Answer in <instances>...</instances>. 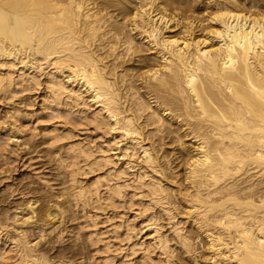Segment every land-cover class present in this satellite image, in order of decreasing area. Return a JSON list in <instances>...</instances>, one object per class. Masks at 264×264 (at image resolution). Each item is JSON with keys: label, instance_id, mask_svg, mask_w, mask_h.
Listing matches in <instances>:
<instances>
[{"label": "bare ground", "instance_id": "1", "mask_svg": "<svg viewBox=\"0 0 264 264\" xmlns=\"http://www.w3.org/2000/svg\"><path fill=\"white\" fill-rule=\"evenodd\" d=\"M97 1L0 0V97H43L53 123L34 130L63 175L58 195L81 215L76 238L92 249L81 263L181 264L179 249L189 264H264V11L209 0L204 25L176 0ZM149 49L137 88L116 62ZM165 132L186 152L188 189L174 188L152 141ZM11 142L0 126L4 165L22 159ZM23 201L0 222V264H77L39 247L48 234L64 241L68 207Z\"/></svg>", "mask_w": 264, "mask_h": 264}, {"label": "rangeland", "instance_id": "2", "mask_svg": "<svg viewBox=\"0 0 264 264\" xmlns=\"http://www.w3.org/2000/svg\"><path fill=\"white\" fill-rule=\"evenodd\" d=\"M111 1L115 0H98L97 2L102 4ZM248 2L250 4L249 6L254 7L252 10L264 11V0H249ZM114 4L118 3L114 2ZM133 4L134 2H131L129 6H135V4ZM116 6L112 9L110 8V12L120 21L122 20L123 12L119 9V5ZM171 6H178L180 12L184 13H189V11L194 8V14L203 21V24H209L207 17L212 12L209 0H176L175 4ZM148 48H150V46H148ZM152 53L155 55V52L149 49L143 54L128 55L126 58L124 56L123 61L120 59L118 61L119 64L117 62L116 64L120 65L119 67L123 66L124 70L127 72L129 70L132 75L131 77L135 79V84L133 83L135 86L136 84L138 87L143 86L142 82L139 80L144 71L148 69L146 67L147 64L156 57V55L154 56ZM142 92H146V89H142ZM41 95H43V93ZM42 99L43 97L39 96L35 91L21 92L13 99L0 97V126L7 127L9 133L16 142V144L15 142H11V148L14 150L11 156L14 159L17 156L22 158L11 164L4 165L5 158L0 157V222L5 220L6 215L12 214L18 210L21 204L24 203L23 198H25V196L26 198L29 196H36L40 201V208L48 203L61 204L62 207H68V212L61 225L62 232L63 230L67 231L64 232V241L60 242L55 233L48 234L46 236L47 238L41 242L39 247L53 258L59 259L67 257L78 261L76 262L77 264H82L81 261L83 259H88V257L92 255V249L84 235L79 240L76 238V234L80 230V223L82 222L81 215H77L74 212V208L69 206L70 203L67 201L68 199L66 197L59 196L61 194L59 192L63 187V175L57 168L53 158L54 155L47 150L46 145L43 143L42 135H37L34 130L37 121H40L39 123L42 125H51V123H53V121H51L52 119L50 120V118L45 117L46 108ZM164 134L165 135L160 138L157 135L154 136L152 141L155 146L158 148L160 147V153L164 154L169 160L168 167L165 165L167 176L169 175L168 177H170V179H173L174 175L177 177L174 178L177 182L174 188H177V191H180V189H188L189 185L185 179L186 152L179 150L178 144L173 140V135L169 136L166 132ZM6 170L9 172L4 173ZM169 170H172L173 174H171ZM37 173L45 175L44 177L50 180L49 182L54 186L56 191L51 192L44 187V185L38 181ZM176 200L177 199H174V202ZM177 201L175 202L176 206L182 213L180 219H182L185 226L197 236L198 231L196 228H194L192 223L183 216L185 204L181 201L179 202V200ZM32 229L30 235L34 234L35 237L39 236L38 229L34 227H32ZM202 239L198 244V252L201 254L202 258H205L210 254L206 245L207 242H205L206 240ZM176 253L181 264H189L191 262L192 259L183 254L181 250L178 249ZM85 264L87 263L85 262Z\"/></svg>", "mask_w": 264, "mask_h": 264}]
</instances>
